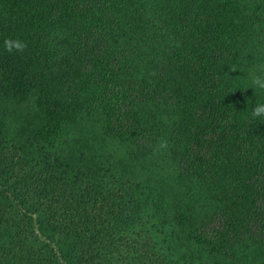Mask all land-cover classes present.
<instances>
[{
  "label": "trees",
  "instance_id": "trees-1",
  "mask_svg": "<svg viewBox=\"0 0 264 264\" xmlns=\"http://www.w3.org/2000/svg\"><path fill=\"white\" fill-rule=\"evenodd\" d=\"M261 68L264 0H0V264H264Z\"/></svg>",
  "mask_w": 264,
  "mask_h": 264
},
{
  "label": "clouds",
  "instance_id": "clouds-1",
  "mask_svg": "<svg viewBox=\"0 0 264 264\" xmlns=\"http://www.w3.org/2000/svg\"><path fill=\"white\" fill-rule=\"evenodd\" d=\"M26 47H27V44L18 38L16 40L9 38L4 41V48L9 53H13L14 51L23 53ZM231 70L234 71L235 68L233 67ZM260 71L262 74L257 75L255 74L254 71L250 70V83H251V87L254 90L259 89L261 91H264V68H261ZM251 118L252 119H264V104L256 105V107L251 112ZM159 148L166 149L167 142L164 140H161L159 143Z\"/></svg>",
  "mask_w": 264,
  "mask_h": 264
}]
</instances>
